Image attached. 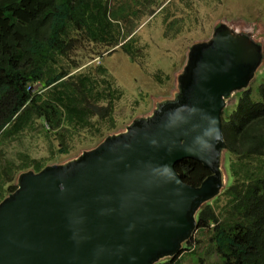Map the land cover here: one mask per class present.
Instances as JSON below:
<instances>
[{
    "label": "water",
    "instance_id": "obj_1",
    "mask_svg": "<svg viewBox=\"0 0 264 264\" xmlns=\"http://www.w3.org/2000/svg\"><path fill=\"white\" fill-rule=\"evenodd\" d=\"M264 58L248 32L225 23L193 45L183 98L158 104L127 131L75 160L19 175L0 202V264H154L182 252L196 213L223 187L226 98ZM186 158L211 173L185 182Z\"/></svg>",
    "mask_w": 264,
    "mask_h": 264
},
{
    "label": "trees",
    "instance_id": "obj_2",
    "mask_svg": "<svg viewBox=\"0 0 264 264\" xmlns=\"http://www.w3.org/2000/svg\"><path fill=\"white\" fill-rule=\"evenodd\" d=\"M117 8L120 12L110 0H0V136L7 137L11 128L19 132L36 117L57 129L66 119L110 113L111 107L89 101L87 82L73 81L75 76L60 61L83 41L120 44L114 31L119 34L122 21H129L135 11L127 0ZM136 28L131 24L122 39ZM127 42L121 45L126 52ZM185 80L179 76L169 100L183 98ZM37 83L44 91L36 89ZM257 92L255 99L250 88L239 90L233 110L227 115L224 109V150L230 155L233 182L224 188L221 209L208 202L196 213L197 228L213 233L210 241L221 256L218 264H264V83ZM11 165H0V202L18 186ZM176 170L193 185L211 173L193 158L179 162Z\"/></svg>",
    "mask_w": 264,
    "mask_h": 264
},
{
    "label": "rangeland",
    "instance_id": "obj_3",
    "mask_svg": "<svg viewBox=\"0 0 264 264\" xmlns=\"http://www.w3.org/2000/svg\"><path fill=\"white\" fill-rule=\"evenodd\" d=\"M122 1L110 3L119 11L117 6ZM127 1L135 12L130 13L129 21H122L119 34L117 29L114 31L120 44L110 47L102 41H83L70 57L60 61L75 76L73 81L80 83L84 78L87 82L89 101L98 107H111L110 113L66 119L57 129L36 117L19 132L11 128L7 137L0 136V165L12 163L14 184H18L22 173L75 160L107 137L127 131L136 119L152 115L159 103L175 96L171 87L183 75L193 45L208 41L217 25L225 23L237 32L250 33L264 51V15H251L253 9L229 3L230 0ZM131 24L137 28L126 40L122 39L123 31ZM127 40L128 52L121 46ZM75 64L80 66L76 68ZM261 83L264 58L246 87L255 99L259 98L257 89ZM237 98L238 91L227 97V115ZM229 165L230 155L224 150L222 190L203 205L209 202L217 210L224 205V188L233 182ZM212 234L210 229L196 227L189 244H182L179 255L161 258L154 264H218L221 256L210 241Z\"/></svg>",
    "mask_w": 264,
    "mask_h": 264
},
{
    "label": "crops",
    "instance_id": "obj_4",
    "mask_svg": "<svg viewBox=\"0 0 264 264\" xmlns=\"http://www.w3.org/2000/svg\"><path fill=\"white\" fill-rule=\"evenodd\" d=\"M234 2L233 4H237L241 7H247L253 9L251 15L263 14L264 15V0H230L229 3ZM258 40V39H257Z\"/></svg>",
    "mask_w": 264,
    "mask_h": 264
},
{
    "label": "built area",
    "instance_id": "obj_5",
    "mask_svg": "<svg viewBox=\"0 0 264 264\" xmlns=\"http://www.w3.org/2000/svg\"><path fill=\"white\" fill-rule=\"evenodd\" d=\"M35 85V87H37L36 89L39 91V92H41V90H40V84L39 83H37V84H34ZM47 126H48V124H47Z\"/></svg>",
    "mask_w": 264,
    "mask_h": 264
}]
</instances>
